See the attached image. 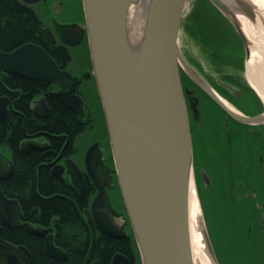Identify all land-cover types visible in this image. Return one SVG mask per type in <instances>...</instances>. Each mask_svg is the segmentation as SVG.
Wrapping results in <instances>:
<instances>
[{
	"label": "water",
	"instance_id": "water-1",
	"mask_svg": "<svg viewBox=\"0 0 264 264\" xmlns=\"http://www.w3.org/2000/svg\"><path fill=\"white\" fill-rule=\"evenodd\" d=\"M82 1L117 181L141 263L194 264L189 223L193 149L185 95L194 115L198 109L192 91L182 87L180 72L235 121L264 123V109L247 115L229 108L224 98L221 99L188 62L179 46L186 0ZM209 1L235 29L244 47L245 61L248 60L251 43L238 17L242 14L254 22L255 7L248 0ZM131 6L144 7V22L138 39L130 35ZM73 36L72 44L81 38L78 31ZM62 39L68 41L66 31H62ZM0 69L57 83L61 87L58 94L65 105L75 109L82 104L81 99L72 94L76 78L60 70L39 45L25 43L9 52L0 51ZM6 103V98L0 99V120L7 116ZM31 109L38 116L45 115L37 112L33 104ZM91 152L92 147L87 152L86 167L98 192L90 209L86 210L87 217L106 235L125 237L126 231L114 220L105 186L97 179L98 158L94 164L89 160ZM72 168L79 173L73 162ZM12 169V163L0 154V179L8 177ZM20 215L19 202L7 197L0 188V264L29 261L30 252L24 245L13 244L2 237L3 227L15 229L23 225ZM35 221L36 218H32V222ZM25 225L31 234L45 236L44 253L48 257L65 259V252L54 245L53 235L47 234L46 228L35 227L29 222ZM202 236L207 254L218 264L204 223ZM111 264L130 262L123 254L116 253Z\"/></svg>",
	"mask_w": 264,
	"mask_h": 264
},
{
	"label": "flooded vegetation",
	"instance_id": "flooded-vegetation-1",
	"mask_svg": "<svg viewBox=\"0 0 264 264\" xmlns=\"http://www.w3.org/2000/svg\"><path fill=\"white\" fill-rule=\"evenodd\" d=\"M17 1L22 5L26 6L29 10H31L34 13L37 20L41 23V26L50 33L52 39L44 42L43 44H38L36 42H24L18 44L17 46L11 49L0 50V51L9 52L25 43H34L36 45H39L55 61L57 67L60 70H65L72 77L76 78L75 84L73 85L72 94L79 97L81 99L82 104L80 107L75 106L74 107L75 109L69 108L63 102L62 96L58 94L61 91V87L57 83H49L47 81L36 80V81L44 82L46 84V87L44 90H40L39 92L31 95L30 98L28 99V109L30 110L31 114L40 119H44L48 117L52 112V107L49 104L47 98L51 96L52 98L57 99L60 102V104L67 111H69L73 117H75L79 128L76 131H74L71 137L70 135L65 133L47 132L39 127H36V129H28L27 119L22 114L23 134L19 138L17 145L14 146L8 141H0V154L4 157L6 161L12 163L13 166L10 175L4 179H0V183L3 184L5 187H9V185L7 184V180L15 169L16 157L20 155H24V156L36 155L38 158L33 171V176L35 178L34 179L35 185L37 184V180H38V176H37L38 167L39 166L47 167L49 171V175L52 178H54L63 185L69 186L76 192L79 198H83V204H82L83 207L81 209L83 214L85 215V222L91 224L95 228L96 231L95 240L97 242H99L103 236H107L114 239L126 238L130 240L131 237H133V234L130 231L131 228L130 226H126V227L123 226L124 224L123 220L120 219L119 216L120 213H122L121 204H120L121 202H119L121 199V193L117 181L115 164L111 151L108 130L105 121V115H104L99 91L97 88L94 67L89 49V41L87 36L83 1L82 0H35L34 2H27L26 0H17ZM62 31H66V39L68 41H64L62 39ZM76 31L80 33L81 38L79 41L72 44L71 41L74 39L73 33H75ZM7 75H16L21 78L35 80L14 73L5 72L0 69V80L1 77H6ZM180 78L183 89L187 88L191 90L192 91L191 96L196 98L195 103L198 109V113L194 115L193 111L190 108L188 97L185 95L191 132H194L196 130L195 124H199V118L201 116L202 111L212 109L220 114V118L221 117L223 118L221 119L222 125L224 130L225 131L227 130L226 132L228 134H230L231 136L233 135L243 136L244 138H256L258 140L263 141L264 144V123L248 124L233 120L212 99H210L209 96L200 87H198L195 83H193L184 73H181ZM203 78L222 97L224 96L223 95V92L225 91L224 88L227 87L228 84L217 85L216 83L211 82V80L207 79L206 76L205 77L203 76ZM241 80L242 82L241 83L237 82L238 84L234 83L231 80L229 81L231 86L237 87L238 89V91H236L235 93L236 95L234 94L237 99L236 100L234 99L233 104L237 107V110L247 115H252V113L254 115V113L257 114L262 112L264 107L259 97L254 93L253 89L249 86L248 82L246 83L243 78H241ZM2 85L4 89L0 93V99L2 98L7 99V103H6L7 116L5 117V119L0 120V122L6 121L9 118V116H11V114L16 115L18 114V112H20L19 107H17L15 103L18 100V98L22 96V92L20 90L12 89V87L9 84H7L5 81ZM218 86L220 87V89L218 88ZM243 86L247 91L244 89ZM245 92L246 94H249L250 92L252 95L249 94L250 97L247 95H246L247 97L244 96V102H246V104L240 103L238 98L243 96ZM42 99L43 102H41ZM32 104L35 106L36 108L35 110L37 112L41 114L45 113V115H41V116L36 115L31 109ZM44 106L47 109H45ZM226 123L228 125L227 129H226ZM91 147L93 152L90 153L89 160L91 164H94L96 157L98 158L99 163L98 165H96L97 168L96 172L98 175L97 179L101 181L105 186V190L109 201V207L113 213L114 220L120 225L122 229L126 231L127 236L125 237L115 238L106 235L105 233L99 230L93 219L90 220L87 217L86 210L90 209L91 202L94 196L98 192V186L95 180L93 179V177L88 172V169L86 167L87 152ZM260 151L262 154H264V149ZM66 161L67 164L65 163ZM72 162L79 169L78 174L75 171H73ZM52 170H54L55 173L52 174ZM74 173H76L75 176ZM250 174L251 173L244 174L241 178V179L247 178L248 182L251 181L250 183H245L244 185H237V189H236L237 191L235 194L233 193L230 194L229 191V197L233 198L236 196L237 200H239L236 201V204L240 203V205H242L240 209L243 208L244 204H245L244 210L246 209V212L243 210L241 211V213L238 214L241 217H238L236 216L235 213H233V215L235 214V216L232 217L230 222L232 225L235 226L246 225L248 227V230L252 225H253L252 227H254L253 229H255L254 226L255 224L260 225L264 221V215L261 218V214H264L263 213L264 209H262L264 208V201H261L263 198L258 196V192H257V200H259L260 197L261 204L259 203V201H256V199L250 200L254 197L252 196V194L258 188L256 186H259L257 185L258 182L254 183V180L250 178L251 177ZM249 194L252 196V198L249 197ZM263 197H264V191H263ZM240 199L244 200V202L243 201L240 202ZM117 200L118 203H115ZM20 206H21L20 220L23 223L22 226L25 227L26 229L25 223L29 222L35 227L46 228L48 230L47 234L51 233L53 235L54 245L57 248L62 249L66 254L64 260H57L55 258L53 259L57 261H65L68 256L67 251H65L58 243H56V238H55L57 218H52L49 222L43 224L39 222L40 209L38 206L32 207L30 213L27 214L26 217H23L22 215L23 205L20 204ZM35 209L36 211L34 212ZM34 217L36 218V221L32 222V218ZM3 228H7V227H3ZM8 230H14V229H8ZM38 237L42 238L43 252H44L45 236H38ZM116 253L123 254L129 260L130 264H137L136 260L138 261L139 259V255L137 254L138 249L136 253L135 252L133 254L128 253V255L120 251L115 252V254ZM137 255H138V259H137ZM113 256L111 258V262ZM20 262L23 264H28V262L24 263L21 260H19L17 264H19Z\"/></svg>",
	"mask_w": 264,
	"mask_h": 264
},
{
	"label": "rangeland",
	"instance_id": "rangeland-1",
	"mask_svg": "<svg viewBox=\"0 0 264 264\" xmlns=\"http://www.w3.org/2000/svg\"><path fill=\"white\" fill-rule=\"evenodd\" d=\"M197 2L198 0H186L179 32V46L188 62L200 74L217 85L228 84L224 88L225 91H222L223 98L234 105L233 101L237 99L235 93L238 89L231 86L227 78L234 83H241L243 78L247 83L244 77L246 61L243 44L235 29L219 16L218 11V13L214 11L210 5H205L210 9L204 7L205 9L198 11L195 7ZM204 3L207 4L206 1ZM195 13L202 18L198 17L196 24ZM181 73L183 72L181 71L180 75ZM218 88L220 89L219 86ZM249 94L252 95L250 92ZM249 94L245 92L238 98L239 102L246 104L244 96L250 97ZM221 119L223 118H220V114L216 111L203 110L199 124H195L196 130L191 132L193 186L201 208L203 223L218 264L240 262V259L235 258L246 254L255 258L252 264H264V221L260 225L255 224V229L253 225L250 226L249 230L246 225H232L230 222L232 217L235 214L241 217L238 214L244 210L245 204L240 209L242 205L236 204V201H239L236 196L229 197V191L230 194L236 193L237 185L251 182H248L247 178L241 179L244 174L251 173L250 178L254 183L258 182L259 186H256L258 188L253 194L250 193L253 198L249 194L252 198L250 200L256 199L260 203L262 197L261 201H264V154L260 151L264 149V144L256 138L231 136L226 132L227 130H224ZM257 192L260 196L259 200H257ZM242 201L244 202L240 199V202ZM119 202L122 211L119 216L123 220V226H130L122 198ZM115 203H118V200ZM244 211L246 212V209ZM263 215L261 214V218ZM130 231L133 234L132 228ZM238 235L239 238H234ZM249 235H252V238ZM242 239L247 241L249 247L239 244ZM137 254L139 259L137 255L136 262L142 264L139 251Z\"/></svg>",
	"mask_w": 264,
	"mask_h": 264
},
{
	"label": "trees",
	"instance_id": "trees-1",
	"mask_svg": "<svg viewBox=\"0 0 264 264\" xmlns=\"http://www.w3.org/2000/svg\"><path fill=\"white\" fill-rule=\"evenodd\" d=\"M204 1L198 0L196 3L195 7L198 11L205 9L204 7L207 8L205 5H210L214 11H218L208 0ZM198 17L202 19L195 13V24ZM50 39H52L50 33L41 26L34 13L26 6L17 0H0V50H8L24 42L43 44ZM227 80L230 81L228 78ZM0 81V93L4 89L2 85L4 81L12 89L22 92V96L15 103L20 112L16 115L11 114L6 121L0 122V141H8L14 146L17 145L23 134L22 114L27 119L28 129L39 127L47 132L65 133L71 137L79 128L75 117L51 96L47 98L52 107V112L48 117L40 119L31 114L28 109V99L31 95L45 89L44 82L16 75L1 77ZM37 158L36 155L16 157L15 169L7 180L9 187L1 183L0 187L7 197L16 198L23 205V217L30 213L32 207L38 206L40 223L46 224L52 218H57L56 243L67 251L68 256L65 261H57L46 256L43 252L42 238L31 234L23 226L14 230L3 228L2 237L5 240L16 245H24L29 250L28 264H110L112 256L117 251L126 255L137 252L133 237L131 241L126 238L114 239L103 236L97 242L95 228L85 222V215L81 209L83 198H79L69 186L52 178L47 167H38V180L35 185L33 171ZM249 236L252 238V235ZM234 238H239V235ZM239 244L247 245V241L242 239ZM246 255L235 258L240 259V262L233 263L252 264L255 258Z\"/></svg>",
	"mask_w": 264,
	"mask_h": 264
},
{
	"label": "bare ground",
	"instance_id": "bare-ground-1",
	"mask_svg": "<svg viewBox=\"0 0 264 264\" xmlns=\"http://www.w3.org/2000/svg\"><path fill=\"white\" fill-rule=\"evenodd\" d=\"M253 4L256 10V19L252 22L246 16L239 14V21L250 40L251 54L245 63L244 77L251 85L254 93L258 94L261 103L264 106V0H248ZM143 6H131L129 10L130 35L133 39H138L143 26ZM203 77V76H202ZM218 93V92H217ZM256 94V95H257ZM219 96H221L218 93ZM221 99L223 97L221 96ZM227 106L233 110L237 108L223 99ZM189 223L190 239L194 264H215L207 254L206 246L202 236V217L201 208L193 186V180L190 185L189 193Z\"/></svg>",
	"mask_w": 264,
	"mask_h": 264
},
{
	"label": "crops",
	"instance_id": "crops-1",
	"mask_svg": "<svg viewBox=\"0 0 264 264\" xmlns=\"http://www.w3.org/2000/svg\"><path fill=\"white\" fill-rule=\"evenodd\" d=\"M219 16L224 19V21H227V19L223 15L221 16V14H219Z\"/></svg>",
	"mask_w": 264,
	"mask_h": 264
}]
</instances>
